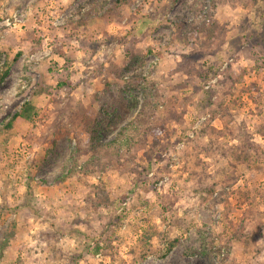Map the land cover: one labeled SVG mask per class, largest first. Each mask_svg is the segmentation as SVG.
Listing matches in <instances>:
<instances>
[{"label": "rangeland", "instance_id": "374dc122", "mask_svg": "<svg viewBox=\"0 0 264 264\" xmlns=\"http://www.w3.org/2000/svg\"><path fill=\"white\" fill-rule=\"evenodd\" d=\"M112 2L0 0V126L36 109L0 134V264H264V0H216L210 33L212 0ZM149 70L161 131L102 154L84 112L113 139Z\"/></svg>", "mask_w": 264, "mask_h": 264}, {"label": "trees", "instance_id": "16d2710c", "mask_svg": "<svg viewBox=\"0 0 264 264\" xmlns=\"http://www.w3.org/2000/svg\"><path fill=\"white\" fill-rule=\"evenodd\" d=\"M127 2L128 0H113L111 4L112 6L108 8V11H111L113 8H120ZM215 3L216 0H212L211 4L209 5V8L204 12V16L201 19L200 25L196 29V32L200 30L202 32L210 33L216 30L217 23L212 18L215 9ZM173 23L177 27L181 26L180 21ZM21 53V51H16L12 57H9L8 54L5 55L6 57L0 67V84L7 77L11 65L14 63V61L18 59ZM134 56V54L128 56L129 58L126 66H129L131 65V63H133V61L136 59V57ZM139 59L142 60L141 58ZM137 63L140 62L138 61ZM108 71L113 79L124 78V75H122L123 71L121 72L120 69L113 62L110 63ZM153 73V70H149L148 74H134L127 77L126 82L123 84V88L128 91L134 87H142L144 101L143 105H141L139 108L138 115L133 120H130L128 121V123L124 124L113 139L101 142V135L97 126V116L92 111L84 112V125L85 130L88 133V144L95 145V147H97L96 149L100 150L102 154L120 155V153H122L123 151L129 153L131 148L138 145L140 143L141 137H145L146 134H153L158 130L161 131V126L158 125L156 122L159 121L158 118H160V116H158V107L164 104L166 91L163 88L162 83H159L158 80L151 78ZM110 83L111 81L109 79L105 80V91L109 88ZM35 110L36 109L34 105L30 101H23L20 107L15 110L5 122L1 124L0 134L5 133V131L11 129L16 120L31 121L33 119V116L36 115ZM73 170L74 169L69 170L65 175H72ZM96 194L97 199L98 196H104L103 191L99 193L97 191ZM106 200L107 198L105 199V201ZM8 239L9 236H7V238L2 243L3 246L7 245ZM178 241V237L172 239L168 244V250L172 248ZM210 246L213 247L214 252L218 249L216 246L214 247L213 244H211Z\"/></svg>", "mask_w": 264, "mask_h": 264}]
</instances>
